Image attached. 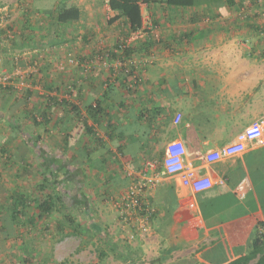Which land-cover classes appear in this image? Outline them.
Segmentation results:
<instances>
[{"label":"crops","instance_id":"crops-1","mask_svg":"<svg viewBox=\"0 0 264 264\" xmlns=\"http://www.w3.org/2000/svg\"><path fill=\"white\" fill-rule=\"evenodd\" d=\"M7 1L0 10L9 9L19 34L9 44L0 29L4 68L16 63L27 73L32 57L20 55L44 53L27 89L0 90V212L17 206L18 223L33 207L35 224L60 202L90 227L108 214L118 224L109 198L124 193L126 168L159 161L165 146L179 141L185 167L212 186L193 194L179 177L160 178L149 195L156 216L136 240L157 241L158 260L173 255L175 264H228L247 255L264 234V145L246 143L241 154L211 164L203 157L251 123L264 132V16L256 20L250 9L140 10L144 36L118 55L119 40L133 32L124 19L110 29L99 23L98 0H68L80 19L65 26L51 18L60 0ZM57 31L76 34L65 41L63 34L54 39ZM129 59L140 62L136 79ZM244 177L250 187L238 194ZM59 195L65 201L39 213L38 205ZM186 195L194 203L180 208ZM10 212L0 213V238L20 232Z\"/></svg>","mask_w":264,"mask_h":264},{"label":"rangeland","instance_id":"rangeland-1","mask_svg":"<svg viewBox=\"0 0 264 264\" xmlns=\"http://www.w3.org/2000/svg\"><path fill=\"white\" fill-rule=\"evenodd\" d=\"M105 1L98 0V8L100 9V18L98 17V19H100L99 23L101 22L107 29L108 26L115 25L116 21L110 23L113 16L110 10L106 9L108 6ZM138 1L142 6L144 4L143 7L149 11L168 8L150 0L149 2H146L148 0ZM8 2L7 0H0V7L6 6ZM15 5L13 2L12 6ZM263 7L264 0H234L232 8L224 5V8L231 10L250 9L257 11L256 20L262 19ZM200 8L216 9L215 5H202ZM2 9L0 10V17L4 15L8 17L6 22L0 24V29H11L9 26H13L12 28L15 29L16 26L13 25L15 18L10 14L8 8ZM143 11L145 12L144 9ZM125 24L128 23L123 22V26ZM127 28L129 30L127 33L130 34L133 30L129 24ZM117 29H119L118 26L115 31ZM57 33L58 35L54 34L56 35L54 39H59L60 34H63L65 41L68 40V35L76 34L75 31H57ZM15 35L17 34L15 33ZM74 37L76 38V35ZM12 41L13 39L9 41V44ZM24 54L26 55L27 52ZM24 54L20 56L26 57ZM26 194L28 196V193ZM59 200L65 201L64 197L61 196ZM60 204V202H56L51 216L40 223L36 221L35 224L32 217L35 214L38 215V212L33 207H26L23 215L18 219V223L16 221L15 226L20 231L18 236L0 238V264H58L61 262L65 264H175L173 255H170L165 261L158 260V249L162 245L157 241L148 238L146 242L139 240V238L131 242L125 241L114 216L109 217L111 214L105 215V221L98 217L95 222L97 228L92 229L88 225L89 220L84 217L81 218L80 213L74 209H65ZM3 208H1L0 213L9 215V209H6L7 212L5 213ZM67 216L73 221L70 222ZM101 252L105 254V257L99 258L98 255Z\"/></svg>","mask_w":264,"mask_h":264},{"label":"built area","instance_id":"built-area-1","mask_svg":"<svg viewBox=\"0 0 264 264\" xmlns=\"http://www.w3.org/2000/svg\"><path fill=\"white\" fill-rule=\"evenodd\" d=\"M108 0H106L107 3ZM141 10H147L138 2ZM264 16V7L262 9ZM7 15L0 17V24L7 21ZM16 34L13 30H6V37L11 41ZM144 36L143 30H137L127 38H122L118 42L116 53L121 54L132 41L139 40ZM32 53V55H31ZM44 53V49H36L28 54L26 57L31 58V66L28 68L29 72L24 71L15 65L10 68H4L3 58L0 55V90L11 89L21 91L28 88V74H33L37 71L40 58ZM13 60H17L13 57ZM69 63H73L70 59ZM125 63L131 67L132 78L136 79L139 75L140 62L135 59H129ZM119 65H122L121 63ZM181 119L179 114L173 118V122L177 124ZM246 143H253L257 146L264 145V132L259 123H251L244 127L239 133L235 141L229 145L222 147L216 151H210L203 157L205 163L211 164L218 162L223 158L233 157L241 154L246 146ZM185 150L179 141L168 143L159 161H149L145 164L143 169L137 170L128 167L125 170L126 178L129 180L124 193L115 198L110 197L109 201L117 213V220L121 235L125 241L131 242L137 236L148 233L151 223L156 216V208L150 201L149 195L156 188L158 181L162 177H179L182 186L189 188L193 194L207 191L212 183L207 176H197L193 170L185 167L183 157ZM161 169L155 172L156 167ZM250 187V181L244 177L235 186V192L243 194ZM194 201L192 196L186 195L179 199L178 204L180 208H191ZM199 227V223L194 225V229Z\"/></svg>","mask_w":264,"mask_h":264},{"label":"trees","instance_id":"trees-1","mask_svg":"<svg viewBox=\"0 0 264 264\" xmlns=\"http://www.w3.org/2000/svg\"><path fill=\"white\" fill-rule=\"evenodd\" d=\"M150 1L156 2L168 8L193 9L200 7L202 5L205 6L215 5L216 10H219L221 8H224V5L228 8H232L234 6V0H150ZM138 2H139L138 0H108L107 1L108 9L114 13V16L110 20V23L119 19H124V21L129 24L131 30H133L132 32L139 30L141 26L140 23L141 9L140 6L138 5ZM146 2H149V0ZM51 18L54 19L59 26H65L67 24L76 23L80 19V10L77 7H75L73 4L68 2V0H60L58 2V5L56 6V9L53 11ZM57 200H59V197H57L56 200L51 199L45 201L41 205H38L37 209L39 213L41 214L48 213L53 206L52 202H56ZM18 204L21 207V209L24 210V207H22L23 200L19 201ZM10 214H11V220L16 221L18 215H20L18 212V207L15 206L10 212ZM68 220H70V222L72 221L69 218ZM262 226H264V224H262ZM91 228L95 229L96 225L91 224ZM98 256L99 258H103L105 257V254L101 252L99 253ZM250 262H253L252 264H264V234L263 233L257 234L256 237L251 241V249L247 255L239 257L228 264H250ZM58 264H65V263L61 262Z\"/></svg>","mask_w":264,"mask_h":264}]
</instances>
